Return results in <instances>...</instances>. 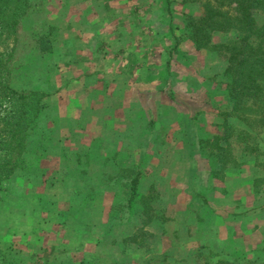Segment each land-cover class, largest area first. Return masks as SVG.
I'll return each instance as SVG.
<instances>
[{
	"label": "rangeland",
	"instance_id": "374dc122",
	"mask_svg": "<svg viewBox=\"0 0 264 264\" xmlns=\"http://www.w3.org/2000/svg\"><path fill=\"white\" fill-rule=\"evenodd\" d=\"M102 1L30 0L20 24L9 84L48 97L1 194L0 264L262 263L264 134L257 158L233 151L226 169L206 146L231 103L226 61L188 38L198 5ZM136 172L147 225L121 185Z\"/></svg>",
	"mask_w": 264,
	"mask_h": 264
},
{
	"label": "trees",
	"instance_id": "16d2710c",
	"mask_svg": "<svg viewBox=\"0 0 264 264\" xmlns=\"http://www.w3.org/2000/svg\"><path fill=\"white\" fill-rule=\"evenodd\" d=\"M167 4L170 0H165ZM184 5H198L199 14L187 16L189 40L196 50H210L226 61L224 75L230 110L222 115V133L206 145L220 167L237 164L236 154L259 156L258 135L264 134V0H180ZM31 8L30 0H0V217L1 194L13 175L23 170L27 162V133L32 130L48 94L16 91L9 84L17 34L22 20ZM237 34L234 40L215 43V34ZM39 51L51 52L47 38L39 39ZM234 119L242 125L228 123ZM261 166H264V162ZM120 172H125L121 169ZM133 174V173H131ZM141 172H136L121 185L128 190L126 206L131 208L136 198L142 206L144 224L154 216L150 202L154 199L139 195ZM118 181V179L116 178ZM119 182V181H118ZM121 183V182H120ZM140 229L132 243L144 235ZM217 264H233L220 261ZM264 264V262L259 263Z\"/></svg>",
	"mask_w": 264,
	"mask_h": 264
},
{
	"label": "crops",
	"instance_id": "0c3cea01",
	"mask_svg": "<svg viewBox=\"0 0 264 264\" xmlns=\"http://www.w3.org/2000/svg\"><path fill=\"white\" fill-rule=\"evenodd\" d=\"M132 2H135L134 0L132 1ZM103 5H102V7H106L107 6V4H110L109 2H108V0H103L102 2H101ZM116 4H117V2H116ZM106 41H110V38H109V40L108 39H106ZM105 41V42H106ZM239 182V181H238ZM248 182H250L249 184H247L248 185V190H250V192L252 193L251 194V196H252V198L254 199V194H256V191L254 190V183H253V181H252V179L250 178V179H248ZM246 183H247V181H246ZM252 190V191H251ZM247 215V214H246ZM246 219V221H247V218H245ZM242 221H240V226L241 225H243L242 223H241ZM249 226H251V228L249 227ZM254 226V225H253ZM250 223H247V224H245V227H243L244 228V230H243V233H247L248 231H250V229L252 230V231H254V232H258V231H256V230H259L260 228H261V225H260V227H258V229L254 226L253 227ZM249 233V232H248ZM261 234H262V232H260ZM264 262V261H263Z\"/></svg>",
	"mask_w": 264,
	"mask_h": 264
}]
</instances>
